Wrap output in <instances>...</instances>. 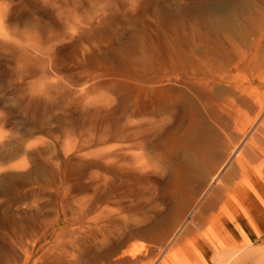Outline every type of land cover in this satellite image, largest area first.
<instances>
[{
  "label": "rangeland",
  "instance_id": "374dc122",
  "mask_svg": "<svg viewBox=\"0 0 264 264\" xmlns=\"http://www.w3.org/2000/svg\"><path fill=\"white\" fill-rule=\"evenodd\" d=\"M24 60L61 66L48 81L69 91L64 104L40 90V70L23 67ZM261 63L264 0H0V264H146L154 256L162 264L168 255L197 261L199 254L187 253L193 224L181 225L210 175L193 200L171 207L169 179L149 157L153 168H124L141 149L119 134L121 124H139L136 107L155 97L193 89L219 107L249 93L264 97V79L247 94L236 87L263 77ZM21 98L38 106L24 111ZM179 122L169 126L183 129ZM153 151L170 165L185 157ZM198 220L200 231L217 232L212 221ZM261 241L255 244L264 245V235Z\"/></svg>",
  "mask_w": 264,
  "mask_h": 264
},
{
  "label": "bare ground",
  "instance_id": "6f19581e",
  "mask_svg": "<svg viewBox=\"0 0 264 264\" xmlns=\"http://www.w3.org/2000/svg\"><path fill=\"white\" fill-rule=\"evenodd\" d=\"M73 17L72 15V21ZM68 20L71 21L69 18ZM39 51L41 50L39 49L38 52ZM24 54L26 55V53ZM41 54L44 56L43 51H41ZM47 54H45L46 57H48ZM23 56L24 55H22V58H19L23 59ZM49 56H51L50 53ZM52 57L53 56H51V58ZM51 58H49L48 61H50ZM53 58H55V56ZM26 59H28V57H26ZM52 61L53 60H51L50 63H45V61L42 62V60V63H26V60H24L23 62L25 63H23V65L26 64L29 67L34 66L40 70L42 78L44 79V84L40 90L44 92L47 91V93H49L48 96L50 93L52 95V93L54 94L55 92L56 95L54 94L55 97L53 96V101L58 103L60 100L61 102L64 101L65 97H69L67 93L69 91L66 88L64 89L57 80L48 81L51 76L50 69L54 67L58 70L60 69L58 67H61L58 66V63L54 61L53 63ZM23 65L21 64V67ZM261 65L264 67V63H261ZM27 66L25 67L24 65L23 67L27 68ZM29 67L27 69H29ZM20 69L22 70L24 68ZM25 71L26 69H24V72ZM26 73L28 72L26 71L25 74ZM40 73L38 74L41 76ZM263 73L262 76L264 77ZM40 76L38 77L40 78ZM263 77L260 75L253 77L249 81V86L236 85L237 90L247 94L246 90L261 87V83L264 79ZM43 79L40 78L39 80L41 81ZM231 79L237 84L239 76H232ZM85 80L86 79H84V81ZM36 82H34L35 85ZM70 83L72 84V82H69V84ZM86 83L87 81L82 82V85L79 84L82 87L84 86L81 90L82 93L84 92L85 85H87ZM197 83H200L202 87L205 86L207 90L210 88L209 83L203 79ZM76 84L78 85V83H75V88L77 86ZM33 85L32 87H34ZM72 85H74V83ZM24 87L26 88L25 85ZM79 87H77L78 92L73 91L76 90L75 88L72 89L77 95L80 91ZM193 91L195 93H185L182 95L170 94L167 97H155L152 103L137 106L134 116L138 118L141 117L144 122H141V119L139 121L140 123L138 122L139 124L130 127H126V124H121V130L119 132V134L121 133L123 135L124 139H134L136 141L135 143H137L135 147L137 146L138 149H141V152L139 150L136 154L133 152L135 155H132V152H130L132 156L128 154L131 158L124 164V166H127L124 168L128 169V165H132V167L134 166L143 170L144 165L148 167L149 164V166L152 167L153 164L151 165L150 162H153V167L156 168V172L161 177H167L169 179V184L173 189V191L171 193L169 191L168 194L171 207H174L177 202L187 204L189 200H193L196 187L201 185L200 181L206 180L210 175L207 186L201 193L200 200L198 199V204L188 213L186 212V220L184 224L181 225L184 227L187 223L189 224L190 221L192 222L194 231L193 236H191L187 242L189 245V252L187 253L196 252L197 255L199 254L197 257L200 258L192 262V259L188 258L189 260H185L182 257L177 260L173 257V259H170V255H168L169 257H164L165 259H162V264H247L250 257H253V255H256L253 260L254 264H262L264 260V245H261V239L264 235V97H260V93V96L257 95L256 92L249 93L246 97H240L239 100L236 98L231 99L226 105L219 107L217 104V107L215 105L216 103L210 101V99L203 98L199 94V90L193 89ZM21 93L24 94L25 92ZM82 93H79L78 97L82 98ZM31 94L32 93H30V95ZM76 94L75 96H77ZM44 96L46 97V95ZM71 96L72 94L70 98ZM20 97L21 96L18 98ZM70 98L67 99V102H69L68 100ZM22 99L24 98H21V100ZM70 100L73 99L71 98ZM75 100L71 105L75 104L78 106L76 103H79L80 100ZM85 100L88 102L89 97L82 101L85 102ZM67 102L64 105L66 107L68 104ZM62 104H64V102H62ZM62 104L59 103V105ZM51 105L52 104H50V106ZM21 106L22 110L25 109L24 111H26L38 105L34 101L22 100ZM43 107L47 108L46 105H43ZM43 107L41 106V108ZM248 111H253L252 114L254 115L251 118H248L251 115H249ZM166 112H168L167 114L169 115L164 118L166 120H159L157 118L158 114H165ZM26 113H28V111ZM246 118H248V121H246ZM177 119L180 121L179 123H181L183 129L169 126L170 123H173ZM131 122L130 120V123ZM117 137L119 136L117 135ZM119 141L122 140L120 139ZM130 145L132 146V143ZM127 146L129 147V145ZM137 148L133 150L136 151ZM161 148H170V157H177L178 154H185V157L180 161L171 160V165L166 162V164L161 163L159 162L162 160L159 158L161 155H156L153 151L154 149ZM125 152H128V150L122 153L123 157L124 155L127 156ZM146 157H149L151 161L149 160V162ZM194 157H198L201 160L202 166L197 165L193 159ZM119 162L122 163V161ZM208 166H210V168ZM133 170L135 172L136 169ZM211 170L213 171L210 174ZM195 172H198L199 175V179L197 180L194 177ZM195 196L197 195L195 194ZM202 202L203 207L198 208ZM192 205L193 204H191V207ZM196 219H204V221L208 219L212 221L217 226V232H213L214 234L211 232L209 235L205 233L206 231L202 232L203 229L200 231L202 226L201 221H196ZM178 231L179 230L176 232ZM256 239L261 241L260 244H255ZM168 247L169 245H165L164 249ZM160 252L161 251H159V253ZM155 255L159 256L158 254ZM154 258L149 260L146 264H153L157 259L155 256ZM250 263L253 262L251 261Z\"/></svg>",
  "mask_w": 264,
  "mask_h": 264
}]
</instances>
